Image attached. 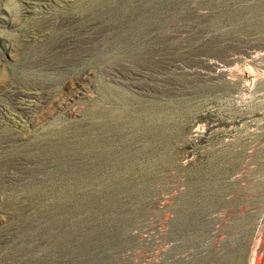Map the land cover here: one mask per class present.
Wrapping results in <instances>:
<instances>
[{
	"label": "rangeland",
	"instance_id": "374dc122",
	"mask_svg": "<svg viewBox=\"0 0 264 264\" xmlns=\"http://www.w3.org/2000/svg\"><path fill=\"white\" fill-rule=\"evenodd\" d=\"M0 264H264V0H0Z\"/></svg>",
	"mask_w": 264,
	"mask_h": 264
},
{
	"label": "bare ground",
	"instance_id": "6f19581e",
	"mask_svg": "<svg viewBox=\"0 0 264 264\" xmlns=\"http://www.w3.org/2000/svg\"><path fill=\"white\" fill-rule=\"evenodd\" d=\"M41 16H43V15H41ZM43 19V18H42ZM92 40V39H91ZM109 66V68H111L110 67V65H108ZM108 70V69H107ZM109 71V70H108ZM109 76H110V79L112 80V81H114V82H122L124 79H126V77H125V75H123L121 72H120V70H119V68H111V70L109 71ZM128 78V77H127ZM131 78V77H130ZM128 81V80H127ZM126 82V81H125ZM125 82H123V83H125ZM128 83V82H127ZM130 84V83H129ZM26 100V99H25ZM34 105V104H33Z\"/></svg>",
	"mask_w": 264,
	"mask_h": 264
}]
</instances>
